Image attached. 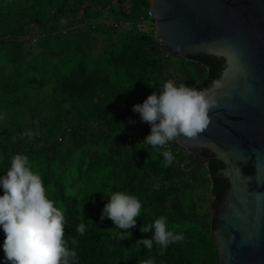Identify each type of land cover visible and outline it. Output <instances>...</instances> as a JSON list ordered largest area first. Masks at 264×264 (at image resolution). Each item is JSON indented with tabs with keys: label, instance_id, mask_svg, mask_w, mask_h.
<instances>
[{
	"label": "trees",
	"instance_id": "16d2710c",
	"mask_svg": "<svg viewBox=\"0 0 264 264\" xmlns=\"http://www.w3.org/2000/svg\"><path fill=\"white\" fill-rule=\"evenodd\" d=\"M150 5L151 0H0V177L13 155L28 157L47 197L65 216V240L77 252L76 264L219 261L208 203L221 200L229 187L227 179L213 176L223 164L212 159L207 165L175 139L167 146L175 159L165 167V149L141 142L151 127L132 106L158 93L166 80L196 89L212 85L224 59L177 56L159 41L155 25L128 32L113 23L136 20ZM28 131L30 139L22 136ZM105 192L141 202L136 226L123 239L111 219H100L110 199ZM161 216L167 230L184 237L163 253L155 243L150 251L136 243L153 237L152 231L141 233V225ZM80 223L86 226L83 235L75 231ZM5 236L0 226V264H11Z\"/></svg>",
	"mask_w": 264,
	"mask_h": 264
},
{
	"label": "water",
	"instance_id": "95a60500",
	"mask_svg": "<svg viewBox=\"0 0 264 264\" xmlns=\"http://www.w3.org/2000/svg\"><path fill=\"white\" fill-rule=\"evenodd\" d=\"M151 5L170 52L224 59L219 78L197 89L216 102L206 128L195 140H176L207 165L212 159L223 164L213 176L227 179L229 187L221 200L211 201L218 264H264V0Z\"/></svg>",
	"mask_w": 264,
	"mask_h": 264
},
{
	"label": "clouds",
	"instance_id": "9594fccd",
	"mask_svg": "<svg viewBox=\"0 0 264 264\" xmlns=\"http://www.w3.org/2000/svg\"><path fill=\"white\" fill-rule=\"evenodd\" d=\"M215 104L204 90L166 80L158 93L153 92L142 103L134 104L132 110L151 127L141 142L154 149H165L161 155L164 166L168 167L175 159L172 151L167 150L168 144L179 136L197 139L208 124L209 108ZM22 136L30 139L33 133L28 131ZM0 187L4 190L0 196V226L6 234L3 248L11 264H76L77 252L70 249L65 240V216L47 197L42 178L30 169L26 155L11 157L10 167L0 177ZM106 194L110 199L104 205L100 219H111L115 228L123 230L120 235L123 239L127 237L124 234L136 226V218L141 215V202L136 196L123 192ZM139 230L141 233L153 232L151 239L145 237L136 242L149 251L155 243L163 253L170 244L184 239L182 234L167 230L163 216L142 224ZM75 231L83 235L86 226L77 224ZM138 264H154V260H138Z\"/></svg>",
	"mask_w": 264,
	"mask_h": 264
},
{
	"label": "built area",
	"instance_id": "2783aa9c",
	"mask_svg": "<svg viewBox=\"0 0 264 264\" xmlns=\"http://www.w3.org/2000/svg\"><path fill=\"white\" fill-rule=\"evenodd\" d=\"M129 8V4L126 5ZM155 12L152 7V5L146 9V12L143 13L140 18L136 20H117L113 21V23L118 26L119 28H122L125 31L128 32H133V31H138V32H145L149 31V27L147 26V23H150L152 26H156V21H155ZM159 41H161L159 37Z\"/></svg>",
	"mask_w": 264,
	"mask_h": 264
},
{
	"label": "rangeland",
	"instance_id": "374dc122",
	"mask_svg": "<svg viewBox=\"0 0 264 264\" xmlns=\"http://www.w3.org/2000/svg\"><path fill=\"white\" fill-rule=\"evenodd\" d=\"M150 6H151V5H150ZM150 6H149V7H150ZM149 7H147V9H148ZM145 8H146V7H145ZM147 26L149 27L150 30H152V25H151L150 23H147ZM99 46H100L99 48L101 49L102 44L100 43ZM100 51H101V50H100ZM99 53L101 54V52H99ZM212 200H213V199H211V200L209 201V203H208V207H209V208H211V201H212Z\"/></svg>",
	"mask_w": 264,
	"mask_h": 264
},
{
	"label": "flooded vegetation",
	"instance_id": "af4514ba",
	"mask_svg": "<svg viewBox=\"0 0 264 264\" xmlns=\"http://www.w3.org/2000/svg\"><path fill=\"white\" fill-rule=\"evenodd\" d=\"M199 55H203V54H199ZM197 56V55H196ZM210 156H213L212 154H210Z\"/></svg>",
	"mask_w": 264,
	"mask_h": 264
}]
</instances>
